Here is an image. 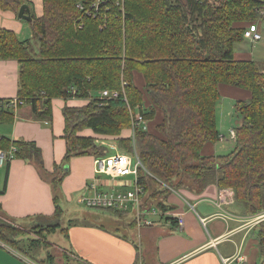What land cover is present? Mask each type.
I'll list each match as a JSON object with an SVG mask.
<instances>
[{"label": "trees", "instance_id": "trees-1", "mask_svg": "<svg viewBox=\"0 0 264 264\" xmlns=\"http://www.w3.org/2000/svg\"><path fill=\"white\" fill-rule=\"evenodd\" d=\"M94 1L42 0V17L31 15L29 23L38 44L36 58L31 57L30 44L0 28V60L17 62L16 99L30 105L37 119L51 120L53 99L89 101L81 107L63 108L66 150L61 164L54 165L55 172L74 157L107 155L94 137L80 135L83 130L118 137L131 126L133 112L137 110L147 122L158 110L162 120L154 132L143 125L135 130L137 155L148 173L138 169L143 207L170 209L165 202L170 191L165 185L200 192L214 184L232 191L246 215L263 213L264 73L251 60H235L233 49L245 39L249 26L264 19L260 15L264 2L123 0L120 8V0H104L95 10L91 9ZM22 5L24 0H0V9L15 15ZM134 73L142 75L143 90L135 86ZM220 85L247 91L250 99L234 103L240 124L232 128V151L225 156H204L203 147L220 139L216 119ZM105 90L121 95L102 99L98 95ZM144 96L150 101L148 108H144ZM6 111H0L1 118L8 115ZM116 140L124 152L133 154L130 139ZM11 146L15 148L13 159L32 163L41 178H47L41 151L34 143L0 139L1 149ZM56 173L49 180L54 213L49 219H39L33 228L39 238L29 239L22 230L0 223L1 243L22 251L20 246L29 242L26 254L40 247L43 234L65 231L58 192L66 171ZM6 177L7 172L0 194L5 191ZM152 186L156 189L151 190ZM259 227L258 250L264 257V221ZM47 258L52 264L53 256Z\"/></svg>", "mask_w": 264, "mask_h": 264}, {"label": "crops", "instance_id": "crops-1", "mask_svg": "<svg viewBox=\"0 0 264 264\" xmlns=\"http://www.w3.org/2000/svg\"><path fill=\"white\" fill-rule=\"evenodd\" d=\"M24 5H27L30 16L42 17V0H24ZM0 28L13 32L20 42L30 44L31 49L33 46L38 49V44L33 41L29 23L20 20L13 12L0 9ZM236 57L235 55V60L242 61ZM246 59L249 60L247 57ZM251 61L255 63L254 60L251 59ZM260 71L264 73V68ZM134 84L139 90H143L144 81L141 74L134 73ZM17 89V62L0 60V101L16 98ZM219 93L220 98L227 97L234 103L250 99L247 91L225 85L219 86ZM121 94L125 97L124 90ZM92 96L94 97L93 94ZM88 102V100L75 98L53 99L51 120L37 119L32 107L28 104H24L16 111L9 109L8 112L6 111L7 116L2 118L0 116V139L34 143L41 151L43 166L48 174L46 179L41 178L32 163L21 159H13L5 167H0L4 171L3 175H0V182H2L0 192L4 189L7 172L5 191L0 194L2 215L20 224L52 217L53 192L49 180L56 173L54 165L61 164L66 150L62 111L66 106L81 107ZM143 102L144 108L150 107V101L146 96ZM137 116L136 110L131 114V126L123 130L118 137L95 135L91 130H83L80 135L94 137L95 144L104 148L107 155L109 151L113 154L123 153L116 139L128 138L131 140L134 155L136 147L132 123ZM161 120L162 114L157 110L154 119L144 121L141 126L143 125L146 131L152 133ZM231 131L233 129H230ZM213 146L215 144L205 145L201 154L215 155ZM96 159L85 156L74 157L69 161L68 172L61 185L66 199L73 191H78L80 198L85 187L96 179ZM56 174L59 175L61 172ZM127 182L130 180L118 182L108 177H98L100 190L110 188L124 190L126 188H120V185ZM179 192H182L183 196ZM221 194L227 196L228 200H220ZM206 201L210 202L203 205ZM165 202L173 212L174 218L178 215L183 216L182 228L177 227L175 219L171 222L161 221V225L137 228L133 215L129 214L131 222L127 227L136 230L140 240L143 237L147 239L144 247L136 244L125 234L112 232L103 226L89 222L87 225L69 226L64 228V232L59 231L64 236L67 246L57 242L51 245L55 247L56 254H44L39 247L31 251L33 257L19 253L18 255L15 250L0 242V264H45L48 263V255L54 258L52 264H59L62 258L59 259L57 254L61 257L63 252L76 258L80 264H264V257L259 256L257 240L261 222L253 223L258 214L246 215L242 205L235 203L232 191L219 189L214 184L206 186L198 193L185 189L172 190ZM127 215L124 214V217ZM149 218L159 222L157 217ZM132 223L135 225L130 226ZM46 235L44 240H41L42 243L47 242Z\"/></svg>", "mask_w": 264, "mask_h": 264}, {"label": "rangeland", "instance_id": "rangeland-1", "mask_svg": "<svg viewBox=\"0 0 264 264\" xmlns=\"http://www.w3.org/2000/svg\"><path fill=\"white\" fill-rule=\"evenodd\" d=\"M255 24L257 25V29H258V25L260 26V29L258 30V32L260 33L261 39L255 43H250L248 40L244 39L242 42L235 44L234 49H233L234 59H235V55L237 56L236 58H239L242 60H248L246 59V57L249 58V60L252 59L255 61V64L257 65L258 69L261 70L264 68V62H263L264 60V19H260L256 21ZM30 53H31V57L36 58L38 55V49H36L33 46ZM239 124H240V118L234 112V102L227 97L220 98V100L217 103V127H218L217 130L219 132V136L220 137L223 136V138H220L219 141L215 143V146H213L214 147L213 154L225 156L232 151L234 142L230 134V129H232L233 127L239 126ZM123 153L129 156H133V154H127L124 151ZM110 154H113L112 151H109L108 155ZM88 157L92 158V156H88ZM132 163L135 164V159L133 158H132ZM61 170H60L61 175L63 171H66V174H67L68 165L63 166V169L61 166ZM3 173L4 171L2 170V168H0V175H3ZM128 180L131 181L132 177L129 176L123 179V181H128ZM1 184L2 182H0V185ZM153 189H156V186H152L151 190ZM181 190L183 189H180L179 191ZM63 191L64 190L63 189L61 190L60 188L58 192V197L60 199L59 201L60 207L62 209V217L60 220L62 228H67L73 225H87L90 222L98 226H103L107 230H110L112 232L117 231L121 234H125L129 238H132L136 242V244L142 245V247L146 245L147 239L145 237L141 238L140 240L137 237L136 230H132L131 228L127 227L128 223L131 222L130 215H127L124 218L119 219L117 217L111 216L105 210L87 208L79 203V192L78 191L70 192L68 199L65 198V194H63ZM182 192H179L181 196H183ZM209 202L210 201L203 202V205H207ZM40 222H41L40 220H37V221L33 220V222H27L26 224L24 223L20 224V223H17V221H11L4 215L0 214V223H5V224L14 226L15 228L22 230L23 233L26 234L29 239H34L35 237H36L35 239L39 238V236L34 233L33 228H35L34 227L35 225L40 224ZM45 235L46 234H43L44 237ZM46 241H47L46 243L40 244V247L44 254H47V253L54 254L56 250H55V247L53 248L51 245H54V243L56 242L60 243V245H63L65 247L67 246L66 242L64 241V236L59 231H57L54 234H47ZM28 244L29 242L21 245L20 247L22 251L17 250L16 253L17 254L19 253L23 256L25 255L28 257L32 256L30 250L28 253L26 254L24 253L28 247ZM57 255L59 259L62 258L60 259L61 261L58 262L59 264H76L78 261L76 258L69 256L67 253H64V252L61 253V257L59 256L60 254H57ZM33 261H35V259H33ZM45 264H48V263H45Z\"/></svg>", "mask_w": 264, "mask_h": 264}, {"label": "built area", "instance_id": "built-area-1", "mask_svg": "<svg viewBox=\"0 0 264 264\" xmlns=\"http://www.w3.org/2000/svg\"><path fill=\"white\" fill-rule=\"evenodd\" d=\"M206 1L215 3V0ZM262 1L264 2V0ZM123 5V0L117 2V6L120 8H122ZM260 15L264 17V11H260ZM244 38L250 43L258 42L261 39L256 24L249 26V28L244 32ZM121 93H123V89ZM120 95V91L105 90L102 92V96L109 99H116ZM24 104L25 103L23 101L14 98L9 100V102L1 103L0 111L9 109L16 111ZM142 123L143 119L138 115L133 120L132 129L135 131ZM230 134L232 139H234V132L231 131ZM14 152L15 148L12 146L8 150L0 148V167H5L13 160ZM132 158L135 159V164L132 163ZM139 168L147 173V171L143 168L137 153H134L133 156H129L124 153H115L106 155L102 158H97L95 160V173L97 177L85 187L84 193L79 198V203L87 208L111 210L128 215L132 214L137 228L161 225V221L171 222L173 219L176 220L177 227L182 228L184 225L183 216L178 215L174 218L171 209L161 211L155 205H151L148 208L143 207L144 189L138 183ZM129 176L132 177V180L120 185V188H126L124 190L113 188H110L109 190L99 189L100 186L98 183V177H108L111 180L121 182ZM165 187L169 191L173 190L166 185ZM226 199L227 196L224 194L220 195V200L225 201ZM149 217H157L159 222H155ZM263 221L264 212L258 214L253 223L257 224Z\"/></svg>", "mask_w": 264, "mask_h": 264}, {"label": "water", "instance_id": "water-1", "mask_svg": "<svg viewBox=\"0 0 264 264\" xmlns=\"http://www.w3.org/2000/svg\"><path fill=\"white\" fill-rule=\"evenodd\" d=\"M17 17L20 20L27 21L30 23L32 21L31 16L29 15V9L27 5H22L18 11Z\"/></svg>", "mask_w": 264, "mask_h": 264}, {"label": "bare ground", "instance_id": "bare-ground-1", "mask_svg": "<svg viewBox=\"0 0 264 264\" xmlns=\"http://www.w3.org/2000/svg\"><path fill=\"white\" fill-rule=\"evenodd\" d=\"M103 1H104V0H98V1L95 0L94 3H93L92 6H91V9H95V10H96L98 4L101 3V2H103ZM77 6L81 8L80 5H77ZM100 98H102V99H109V98H105V97H103V96H102V93H100ZM124 100H125V98H124Z\"/></svg>", "mask_w": 264, "mask_h": 264}]
</instances>
